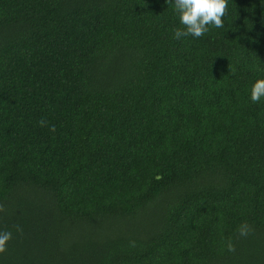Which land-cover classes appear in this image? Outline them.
<instances>
[{"label":"trees","instance_id":"obj_1","mask_svg":"<svg viewBox=\"0 0 264 264\" xmlns=\"http://www.w3.org/2000/svg\"><path fill=\"white\" fill-rule=\"evenodd\" d=\"M223 21L0 0V264H264V0Z\"/></svg>","mask_w":264,"mask_h":264},{"label":"clouds","instance_id":"obj_2","mask_svg":"<svg viewBox=\"0 0 264 264\" xmlns=\"http://www.w3.org/2000/svg\"><path fill=\"white\" fill-rule=\"evenodd\" d=\"M167 3H174V10L179 15L182 28L173 29V38L181 39L188 36L200 38L209 30L210 26L222 28L224 26L223 18L228 12V0H166ZM264 98V78L258 79L252 86L250 99L253 103H258ZM40 126H46L47 121H38ZM50 131L55 132V126L52 125ZM5 208L0 204V212ZM17 232H22V228L16 225ZM251 228L247 224H242L239 229V235L247 237ZM12 239V233L8 231L0 232V254L7 250V243ZM134 243V242H133ZM229 251H235L234 246L229 243Z\"/></svg>","mask_w":264,"mask_h":264}]
</instances>
